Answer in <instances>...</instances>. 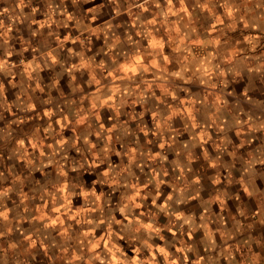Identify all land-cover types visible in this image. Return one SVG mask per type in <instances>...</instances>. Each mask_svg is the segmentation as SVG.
<instances>
[{"label": "rangeland", "instance_id": "1", "mask_svg": "<svg viewBox=\"0 0 264 264\" xmlns=\"http://www.w3.org/2000/svg\"><path fill=\"white\" fill-rule=\"evenodd\" d=\"M242 1L233 6L239 19L229 23L239 37L255 30L261 48L262 0ZM6 15L1 31L12 26ZM250 55L240 52L237 68L208 70V85L190 67L189 77L177 69L175 81L127 90L126 98L111 92L112 110L83 105L71 118L73 130L39 132L44 117L22 122L24 116L1 115L0 264H263V198L255 195L263 182L231 169L228 138L224 158L212 148L221 133L199 141L215 128L200 109L214 110L222 94L229 105L232 92H262L263 47L256 59ZM85 76L79 75L80 91L91 92ZM198 118L201 126L193 127ZM120 146L130 152L119 153ZM236 172L247 178L237 180ZM247 249L250 255L241 257Z\"/></svg>", "mask_w": 264, "mask_h": 264}, {"label": "crops", "instance_id": "2", "mask_svg": "<svg viewBox=\"0 0 264 264\" xmlns=\"http://www.w3.org/2000/svg\"><path fill=\"white\" fill-rule=\"evenodd\" d=\"M240 3L244 4L242 0H0V16L8 12L6 17L12 20L11 28L0 30V116H24L22 122L44 117L47 123L37 122V131H54L59 126L61 131L72 127L71 118L83 105L84 111L89 106L111 111L114 99L126 98L127 90L147 91V87L168 84L166 80H174L177 69L188 77L190 67L199 69L196 78L208 85L211 74L207 72L237 68L240 52L251 54L252 59L262 47L264 53L255 30L239 37L229 23L239 19L234 16L239 8L233 6ZM82 72L86 83L92 84L91 92L80 91ZM250 90L232 92L229 105L222 94L220 101L213 100L214 110L200 109L205 120L212 118L209 122L215 128L207 129L210 136L199 135V141L221 133L210 147L224 158L228 138L231 154L227 150L225 157L229 156L231 169L236 165L235 171L252 175L238 177L237 171L236 179L262 181L264 186V87L259 93ZM80 93L83 96L78 97ZM67 99L77 102L72 106ZM198 113L189 115V124ZM201 123L198 118L193 127ZM198 125L197 132H203ZM223 133L231 135L224 140ZM255 195L263 198L264 209V187ZM262 226L264 231V219ZM243 241L249 246L254 238ZM260 242L264 244V239ZM248 254V249L239 253L241 257ZM76 256L82 258L79 253Z\"/></svg>", "mask_w": 264, "mask_h": 264}, {"label": "trees", "instance_id": "3", "mask_svg": "<svg viewBox=\"0 0 264 264\" xmlns=\"http://www.w3.org/2000/svg\"><path fill=\"white\" fill-rule=\"evenodd\" d=\"M123 135V137H124V134H123V132H120V137ZM129 148V147H128ZM116 149H118V151H119V153H121V152H125V153H129L130 151L127 149V146H124V147H116ZM121 151V152H120ZM135 163H137V164H142V161H136ZM139 166V165H138ZM140 167V166H139ZM129 179V176L128 175H126V177H124V180H128ZM121 185H118V187H117V189L119 188V190L121 189ZM116 189V190H117ZM70 209L71 210H75V208H73L72 206L70 207ZM82 212V211H81Z\"/></svg>", "mask_w": 264, "mask_h": 264}]
</instances>
